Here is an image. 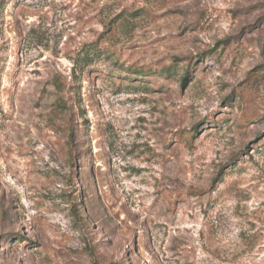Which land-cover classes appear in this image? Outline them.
Segmentation results:
<instances>
[{
	"label": "rangeland",
	"instance_id": "rangeland-1",
	"mask_svg": "<svg viewBox=\"0 0 264 264\" xmlns=\"http://www.w3.org/2000/svg\"><path fill=\"white\" fill-rule=\"evenodd\" d=\"M0 264H264V0H0Z\"/></svg>",
	"mask_w": 264,
	"mask_h": 264
}]
</instances>
